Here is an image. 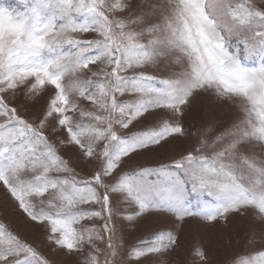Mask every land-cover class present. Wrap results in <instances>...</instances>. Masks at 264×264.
<instances>
[{
  "label": "snow or ice",
  "instance_id": "1",
  "mask_svg": "<svg viewBox=\"0 0 264 264\" xmlns=\"http://www.w3.org/2000/svg\"><path fill=\"white\" fill-rule=\"evenodd\" d=\"M259 3L0 0V188L55 249L83 256L81 264H124L122 253L143 264L179 248L191 219L226 225L249 213L264 222ZM205 96L235 108L231 123L211 137V127L200 131L170 162L125 169L186 137L185 115ZM41 98L36 120L21 114ZM65 148L93 166L90 178ZM153 213L170 215L174 229L130 249L114 244L116 217L138 223ZM193 256L208 264L203 248ZM0 264L50 262L0 221ZM238 264H264V252Z\"/></svg>",
  "mask_w": 264,
  "mask_h": 264
},
{
  "label": "rangeland",
  "instance_id": "2",
  "mask_svg": "<svg viewBox=\"0 0 264 264\" xmlns=\"http://www.w3.org/2000/svg\"><path fill=\"white\" fill-rule=\"evenodd\" d=\"M5 2L16 6L17 0H5ZM256 2L258 7H262L259 0ZM13 103L19 105L21 101L16 100ZM44 103V98H41L35 105L26 102L25 106L20 109L21 114L26 118L36 120ZM234 113L235 108L228 104L216 103L207 96L198 98L184 118V128L188 134L186 137L175 140L159 152L146 153L136 157L125 165V169L134 168L144 163L159 165L170 162L179 152L190 148L196 142L200 131L211 127L212 131L208 133V136H214L223 127L231 123ZM150 122L151 119L146 123ZM60 138L58 134L51 137L53 142H57ZM60 154L65 159L72 161L70 166L76 169L80 177H91L93 166L76 163L78 154L75 150L65 148L61 150ZM0 221L7 224L9 229L17 234L20 239L35 247L50 264H81L83 256L66 255L63 250L55 249L47 241L45 229L24 218L16 210L15 204L5 195L2 188H0ZM86 223L91 225L93 222ZM102 224L103 221H95L97 230ZM113 226L116 229L113 242L123 249H130L139 245L141 240L151 237L155 232L173 230L175 227L173 218L163 213L150 214L138 223L121 222L120 218L116 217ZM179 239V248L168 255L146 258L143 264H199L193 256V250L196 248H203L206 251L208 264H238L241 257L264 252V222L254 218L249 213L231 216L226 225L223 221L209 225L206 222L191 219L180 227ZM100 247H103L102 243ZM122 258H124V264H134V261L128 260L123 253L117 257V260Z\"/></svg>",
  "mask_w": 264,
  "mask_h": 264
}]
</instances>
